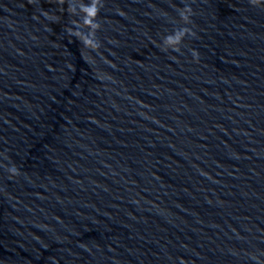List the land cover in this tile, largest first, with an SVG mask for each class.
Segmentation results:
<instances>
[{"label":"water","instance_id":"water-1","mask_svg":"<svg viewBox=\"0 0 264 264\" xmlns=\"http://www.w3.org/2000/svg\"><path fill=\"white\" fill-rule=\"evenodd\" d=\"M0 264H264V0H0Z\"/></svg>","mask_w":264,"mask_h":264}]
</instances>
